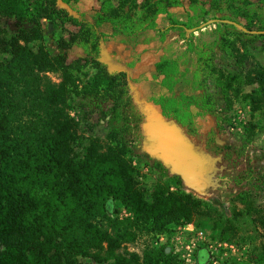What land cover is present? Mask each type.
Wrapping results in <instances>:
<instances>
[{
	"label": "trees",
	"instance_id": "16d2710c",
	"mask_svg": "<svg viewBox=\"0 0 264 264\" xmlns=\"http://www.w3.org/2000/svg\"><path fill=\"white\" fill-rule=\"evenodd\" d=\"M115 1L102 0L97 9L72 12L59 6L57 0H0V16L14 19L18 27L16 35L3 44L8 57L0 60V243L6 244L0 251V264H74L78 255L113 260L112 264H172L173 256L162 247L146 248L141 257L119 249L140 232L162 233L193 220L197 225L211 222L220 233L227 229L215 208L190 193L157 185L148 200L137 187L130 149L116 129L107 135L109 142L92 138L80 156L72 148L76 132L69 100L76 86L64 62L65 52L51 57L41 43L33 50L29 42L42 40V19L54 25L69 23L77 30L70 32L68 39H59L60 48L79 45L98 66L93 54H98L109 38L135 37L142 43L146 31L157 27V18L181 3ZM209 1L215 11L220 12L224 5L231 14L213 18L237 22L244 18L243 25L252 30L256 14L248 0ZM258 21V30H264V21ZM212 25L235 28L222 21ZM169 27L185 34L197 26L188 17L169 23ZM253 36L264 38V33ZM177 66L176 58L163 57L154 63L152 77L174 74ZM57 70H62L60 82L47 75ZM252 73L247 71L249 83L264 82V68ZM220 77H214L216 84L222 83ZM102 79L101 73H96L90 82L92 89L116 81L114 76L105 82ZM223 85L229 88L230 80ZM256 91L247 97L253 108L259 109L253 95ZM152 100L166 119L177 118L179 107L173 98ZM173 179L181 181L179 176ZM110 201L124 207L129 215L120 218L109 214ZM260 212L258 220L264 230V209ZM201 250L205 249L198 252L197 262L204 264L208 252ZM255 261L264 264V244Z\"/></svg>",
	"mask_w": 264,
	"mask_h": 264
},
{
	"label": "rangeland",
	"instance_id": "374dc122",
	"mask_svg": "<svg viewBox=\"0 0 264 264\" xmlns=\"http://www.w3.org/2000/svg\"><path fill=\"white\" fill-rule=\"evenodd\" d=\"M101 1L57 3L72 12H86L99 8ZM209 2L191 4L190 0H181L180 5L169 7L157 18V27L147 30L145 41L140 43V57L145 52L153 57L140 66L139 77L128 66L130 53L123 58L110 47L112 38L106 46H100L98 54H93L98 66L79 45L62 50L59 39H68L70 32L77 30L69 23L54 25L42 19V40L30 41L29 46L37 50L41 43L51 57L65 52L64 62L76 86L69 100V114L75 121V153L82 155L92 138L109 142L107 135L114 128L130 149L135 182L148 200L157 185L190 193L215 208L227 227L220 233L211 222L199 221L197 225L193 220L162 233L140 232L134 241L123 243L119 251L141 257L146 248L162 247L173 256L172 264H200L197 255L205 249L208 259L204 264H262L255 258L264 244V230L257 215L264 209V82L249 83L247 71L253 70V75L264 68V38L212 23L188 29L185 34L177 27H169V23L188 17L198 26L213 17L231 16L224 5L217 12ZM248 2L256 14L252 30H258V20L264 21V0ZM237 20L246 22L244 18ZM17 29L14 19L0 16V60L8 57L3 44L16 35ZM167 56L177 59L174 74L152 77L154 63ZM98 72L103 82L114 76L115 83L92 89L91 79ZM47 75L54 82L62 80V70ZM216 75L222 76V83L216 84ZM225 80H230L229 88L223 85ZM254 90L259 109H254L247 97ZM165 96L176 101L177 118L166 119L152 100ZM150 114H160L174 122L198 155L202 170L195 186H188L149 150ZM174 176L181 178L180 183H175ZM108 211L120 218L129 215L113 201L108 203ZM5 249L6 244L0 243V251ZM112 262L78 255L74 264Z\"/></svg>",
	"mask_w": 264,
	"mask_h": 264
},
{
	"label": "water",
	"instance_id": "95a60500",
	"mask_svg": "<svg viewBox=\"0 0 264 264\" xmlns=\"http://www.w3.org/2000/svg\"><path fill=\"white\" fill-rule=\"evenodd\" d=\"M217 21L232 24L243 32L264 33V30H248L243 24L230 19L212 18L197 27L200 28ZM197 27L189 30H195ZM149 116L150 120L147 125L149 150L172 172L179 175L188 186H195L202 170V162L198 159V155L174 122L163 119L160 114Z\"/></svg>",
	"mask_w": 264,
	"mask_h": 264
},
{
	"label": "crops",
	"instance_id": "0c3cea01",
	"mask_svg": "<svg viewBox=\"0 0 264 264\" xmlns=\"http://www.w3.org/2000/svg\"><path fill=\"white\" fill-rule=\"evenodd\" d=\"M112 38V44L110 47L116 52V54L122 55L125 58V54L130 53L128 58V63L133 62V65L129 67L133 74L140 76V66L149 63L152 59V54L143 53L140 57V42L137 41V38L126 37V36H114ZM129 66V65H128Z\"/></svg>",
	"mask_w": 264,
	"mask_h": 264
}]
</instances>
